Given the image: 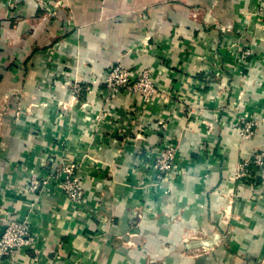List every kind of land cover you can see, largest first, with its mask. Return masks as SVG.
<instances>
[{
    "label": "crops",
    "instance_id": "1",
    "mask_svg": "<svg viewBox=\"0 0 264 264\" xmlns=\"http://www.w3.org/2000/svg\"><path fill=\"white\" fill-rule=\"evenodd\" d=\"M40 1L0 0V208L27 218L33 238L0 264H264V172L231 206L218 193L264 150V0H60L52 14ZM217 23L249 28L253 72ZM117 63L151 70L160 91L148 104L94 82ZM247 116L258 120L249 138ZM170 137L194 172L169 185L148 150ZM64 161L80 202L60 188Z\"/></svg>",
    "mask_w": 264,
    "mask_h": 264
},
{
    "label": "rangeland",
    "instance_id": "2",
    "mask_svg": "<svg viewBox=\"0 0 264 264\" xmlns=\"http://www.w3.org/2000/svg\"><path fill=\"white\" fill-rule=\"evenodd\" d=\"M40 4L45 9H48V12H51V14H52V13H55L57 11V9L61 8V5L63 3L60 0H52V1L43 0V1H40ZM261 8L264 9V4H261L260 9ZM260 13L264 14L263 12H260ZM263 18H264V16H263ZM217 25L219 27H221V29L230 30V31L234 30V33L239 38H237L236 41L231 42V44H229L227 46V48L229 49L230 52L234 53L235 62L238 65H240V68H242L246 72H253V68L255 66L252 63L254 61L252 58L255 57L254 56V49L250 45H248L247 43L244 42V39L247 38L248 35H250L249 28L247 26H245V24H243L240 28H233L232 25H228L229 26V28H228L227 25H224V24L222 25L221 23H217ZM117 64H121V63H117ZM117 64L111 66L109 68V70L112 67L116 66ZM124 65L128 68V71L132 75L133 71H131V69L128 67V65H126V64H124ZM58 66L59 65L57 64V67ZM67 68L68 67H66L64 69V71H63L64 74H66L67 70H69ZM109 70H108V72H109ZM145 74L148 75L149 82L151 84H153V88L156 89V91L153 92L151 94V96L147 100L143 99L144 103L148 104L151 101L152 95L157 94V92L160 91L158 89V85H157V83L155 81V78L152 75L151 70L144 69V70L135 72V75H132V84H137L139 86L141 84L142 78H144ZM57 81H59V82L63 81L62 84H65V85L67 84L70 87L71 90L74 89L75 91L77 90L78 92H79L80 88H83V86L80 85L81 83H77V82L71 83V80L69 81V78L67 77V75H65L63 80H57ZM94 82H97V84L106 86L107 90H109V93L107 95V96H109V98L112 97L111 94H117V93L110 92V87H109V84L107 82V75L105 76V78L102 81H100V80H98V81L96 80L95 81L94 80ZM198 87L200 88V86H198ZM122 90L125 91L124 88ZM136 93H139V92H136ZM162 93L166 94L167 91L163 90ZM139 94L141 95V93H139ZM75 95H76V93L71 94L69 101L57 100L56 106L58 108H62V109H65L67 107L70 108L74 104L75 100H77V97H75ZM257 122H258V120L254 119V117H252V118H248V116L246 117V127H245V130H244V133H243L244 137L249 138L253 134L254 128H255V125L257 124ZM165 142L170 143L173 146V148L175 149L174 150L175 151V161H174V164L172 166V169L169 172L170 178L166 179L165 181H161V182H164V183L170 185L176 180H178V181L179 180H185L188 176H190L192 174V172H194V165L192 164V159L191 158L190 159L188 158L189 160L188 159H182L181 158L182 156L178 155L180 142H179V139H177V137H170V138L162 139V141L158 145L151 146L149 148L148 155L150 156L149 160L151 161V164H153V165L155 164L156 158L159 155V152H156L157 146H159L161 144H164ZM201 150H202V154L203 155H208L207 149H201ZM257 154H260V155L263 154L262 156L264 157V150L257 151L254 154V156L257 155ZM250 162H251L250 160L243 161L241 163L238 162L234 166V168L231 169V176H230L229 180L233 181L235 183V186H231V187H228V188L225 187V188H222V189L218 190L219 195L224 197V198H226L227 201L229 202L230 206L235 201V198L238 195V192H239L240 188L241 187H245V186L254 188L255 184H257V182H258V180H257L258 179L257 175H259L258 173L264 172V159L262 160V165L259 166L261 168L259 169L258 172H256L251 167H248V165H246V163L249 164ZM45 164H46V162L44 163V165ZM67 164H73L74 165V170L77 168L76 164L73 161H64L63 166H65ZM205 164H206V166H208L210 164V162H205ZM51 172H53V171H51ZM60 172H62V169L60 170ZM45 177H47V176H45ZM53 177L55 179H59V178H57L55 176H53ZM35 178L36 177L33 176L31 178V180H34ZM31 180H30V182H31ZM30 182H29V185H30ZM231 213L232 212H230L229 214H225V215L233 216V214H231ZM224 238H225V236H222L221 239L224 240ZM215 239H216V236L214 238H212V239H209V240H215ZM200 247H202L203 249L210 248L209 245L202 244V243L200 244Z\"/></svg>",
    "mask_w": 264,
    "mask_h": 264
},
{
    "label": "built area",
    "instance_id": "3",
    "mask_svg": "<svg viewBox=\"0 0 264 264\" xmlns=\"http://www.w3.org/2000/svg\"><path fill=\"white\" fill-rule=\"evenodd\" d=\"M264 13V9H260ZM107 82L110 87V92L118 93L123 88L129 92L141 93L144 100H147L156 89L153 88L148 80V75L145 74L142 78L141 84H132V75L128 71V68L124 64H117L112 67L107 74ZM144 86V87H143ZM136 93V94H139ZM114 96L115 94H111ZM158 145V144H157ZM175 149L173 146L165 142L157 146L156 152L159 155L156 158V162L153 165V176L156 181H165L170 178V170L175 161ZM263 154H257L253 157L251 162L246 165L251 167L256 172L262 165ZM154 162V161H153ZM259 175L261 173H258ZM47 175L44 178H35L31 180L29 185V190L33 193L42 191L43 187L46 186L54 175ZM257 175V177L259 176ZM59 176V175H58ZM62 177V182L60 183L61 190L73 201H82L84 196V186L83 181L79 175L76 174L73 164H67L63 166L62 172L60 174ZM59 176V177H60ZM0 220L3 222L4 231L0 235V253L2 256L11 258L15 251L21 249H30L33 246V238L30 231L29 220L27 218L16 216L11 217L3 208H0ZM48 264H63L61 260L55 259Z\"/></svg>",
    "mask_w": 264,
    "mask_h": 264
},
{
    "label": "water",
    "instance_id": "4",
    "mask_svg": "<svg viewBox=\"0 0 264 264\" xmlns=\"http://www.w3.org/2000/svg\"><path fill=\"white\" fill-rule=\"evenodd\" d=\"M3 230H4V227H3Z\"/></svg>",
    "mask_w": 264,
    "mask_h": 264
}]
</instances>
